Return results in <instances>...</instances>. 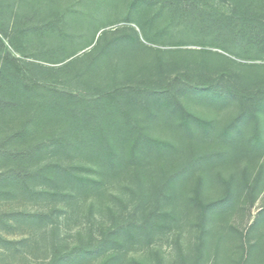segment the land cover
<instances>
[{
  "label": "trees",
  "instance_id": "obj_1",
  "mask_svg": "<svg viewBox=\"0 0 264 264\" xmlns=\"http://www.w3.org/2000/svg\"><path fill=\"white\" fill-rule=\"evenodd\" d=\"M102 4L117 15L87 31ZM118 21L137 25L142 38L104 30ZM219 65L232 72L212 77ZM187 92L238 101L223 130L236 148L243 126L264 111V0H0V264H153L127 259L126 250L150 246L171 228L162 218L172 215L134 219L115 211L110 226L78 231L68 243L64 210L22 201L63 202L72 197L68 185L95 188L122 166L175 151L147 134L140 116L156 109L160 118L209 126L182 107ZM248 143L264 149L257 130ZM233 149L189 150L165 183L209 169ZM67 155L93 165H67ZM196 202L208 221L231 199ZM20 227L29 234L11 237ZM250 228L261 229L254 241L234 225L203 227L193 245L177 238L170 259L156 264H264V208Z\"/></svg>",
  "mask_w": 264,
  "mask_h": 264
},
{
  "label": "rangeland",
  "instance_id": "obj_2",
  "mask_svg": "<svg viewBox=\"0 0 264 264\" xmlns=\"http://www.w3.org/2000/svg\"><path fill=\"white\" fill-rule=\"evenodd\" d=\"M87 8L92 11L95 9L92 5H87ZM116 15L112 5L102 4L98 13L88 17L90 25L87 31ZM85 17L83 15L81 18ZM72 18L73 16H68V19ZM104 30L110 35L127 32L142 38L139 27L133 23L118 21ZM196 47L189 45L187 48ZM213 50L223 52L215 48ZM225 54L235 61L244 62L228 53ZM183 69L181 67L179 70ZM230 69L226 65H219L211 75L218 78L224 74L226 77L232 72ZM73 89L75 87L70 86V90ZM180 101L185 111L209 122V126L191 121L182 123L178 115L172 119L160 118L156 109L152 110L154 113H144L140 116L144 131L169 141L176 147L175 151L160 153L144 160V164L122 166L120 171L103 177L101 184L95 188L68 185L66 187L72 197L63 202L52 200L50 197L35 203L22 201L23 207L33 210L57 207L64 210L59 216L60 231L68 243L76 241L78 231L85 232L91 228L97 234L101 226H110L115 211L119 212L122 218L134 219H140L150 213L172 215L162 218L163 223L171 228L165 234L159 235L150 246H134L126 250L127 259L134 257L153 264L170 259L174 254L177 238L186 248L198 240L203 227L210 225L237 226L243 232L249 233L251 241H254L261 229L250 228V225L260 217L261 209L264 208V149L252 147L248 140L255 130L264 140V111L258 113L257 120H249L243 126L241 134L237 137V146L233 149L223 130L240 110L236 99L213 101L187 92ZM224 149L234 150L226 160L209 169L191 172L183 180L165 183L164 174L168 175L175 170L189 150L200 153ZM64 159L67 165H93V162L76 155H67ZM111 195L120 197L121 202L114 200ZM227 195L231 199L227 208L206 221L196 201L207 203ZM27 234L29 230L20 227L10 236ZM98 262L99 260L91 264Z\"/></svg>",
  "mask_w": 264,
  "mask_h": 264
}]
</instances>
